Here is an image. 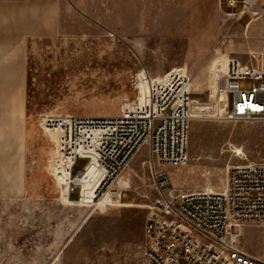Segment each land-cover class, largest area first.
<instances>
[{"label": "rangeland", "instance_id": "rangeland-1", "mask_svg": "<svg viewBox=\"0 0 264 264\" xmlns=\"http://www.w3.org/2000/svg\"><path fill=\"white\" fill-rule=\"evenodd\" d=\"M16 1L0 0V264H147L148 151L122 173L120 203L105 199L117 186L94 200L104 169L93 146L62 141V124L142 105L148 79L174 68L189 74L194 110L187 162L158 167L173 186L218 191L230 167L264 162V122L219 115L227 61L264 68V12L237 21L220 0ZM86 126L82 135H97ZM247 225L238 246L264 258V224Z\"/></svg>", "mask_w": 264, "mask_h": 264}, {"label": "built area", "instance_id": "built-area-1", "mask_svg": "<svg viewBox=\"0 0 264 264\" xmlns=\"http://www.w3.org/2000/svg\"><path fill=\"white\" fill-rule=\"evenodd\" d=\"M258 3L220 0V8L227 18L251 20L264 12ZM223 4L230 11L223 10ZM245 79L252 81L249 89L241 87ZM222 80L228 103L224 115L218 111L220 117L230 122H264V68L230 58ZM190 86L183 67L148 79L142 105L134 98L116 116L64 121L62 141L82 149L94 147V160L104 169L102 176H93L94 200L118 185L140 150L148 151L142 165L151 171L156 197L144 226L147 264H264V259L238 246L244 225L264 224V162L230 167L225 186L218 191L177 189L158 170L188 160L194 110ZM84 125L97 135H82ZM128 190L121 189L119 203Z\"/></svg>", "mask_w": 264, "mask_h": 264}, {"label": "crops", "instance_id": "crops-1", "mask_svg": "<svg viewBox=\"0 0 264 264\" xmlns=\"http://www.w3.org/2000/svg\"><path fill=\"white\" fill-rule=\"evenodd\" d=\"M10 2H11V4L12 3H14V4H17L18 3V1H16V0H10ZM22 3V6H23V1L21 2ZM38 4V3H37ZM58 3H56V2H54L53 3V6H54V10H53V12H56V11H58V9L56 8V7H58ZM228 11H230V9H228ZM235 11V10H234ZM54 23V22H53ZM56 25L55 24H52V25H50V26H48V27H55ZM46 27V26H45ZM58 27V26H57ZM254 67H256L257 68V66H255L254 65ZM144 176H145V174H144ZM146 178V177H145ZM253 228L252 227H250V226H248L247 224L246 225H244L243 226V228H242V237H247L248 235H251V234H253ZM243 250V249H242ZM245 252H247L248 254H250V255H252V256H254V257H257V258H260V259H264V258H262V257H260V256H258V254L257 253H254L253 251H246V250H244Z\"/></svg>", "mask_w": 264, "mask_h": 264}, {"label": "bare ground", "instance_id": "bare-ground-1", "mask_svg": "<svg viewBox=\"0 0 264 264\" xmlns=\"http://www.w3.org/2000/svg\"><path fill=\"white\" fill-rule=\"evenodd\" d=\"M228 103V102H227ZM221 104V103H220ZM238 149V148H237ZM239 150V149H238ZM127 185H129V183L126 181V180H123V179H121V180H119V183H118V185H117V189H114L112 192H109V193H107V195L105 196V199L106 200H108L109 202H112L113 201V199L114 198H117L118 197V195H119V193H120V191H121V189H124V188H128L127 187ZM116 188V187H115ZM130 188V187H129ZM113 189V188H112ZM207 190H212V191H215L214 189H210V188H208ZM85 198H87L86 196H85ZM107 201V202H108ZM150 208V207H149ZM242 236V233H241V235H240V237ZM12 256V255H11Z\"/></svg>", "mask_w": 264, "mask_h": 264}]
</instances>
